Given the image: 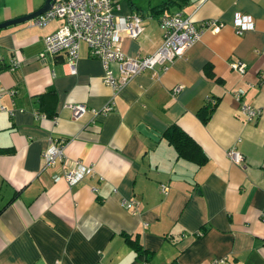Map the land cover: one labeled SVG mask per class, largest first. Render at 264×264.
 Returning <instances> with one entry per match:
<instances>
[{
	"label": "crops",
	"instance_id": "obj_1",
	"mask_svg": "<svg viewBox=\"0 0 264 264\" xmlns=\"http://www.w3.org/2000/svg\"><path fill=\"white\" fill-rule=\"evenodd\" d=\"M116 3L119 15H139L144 27L134 40L120 35L122 53L158 50L161 14L151 9L159 4ZM175 12L203 30L199 41L166 71L144 72L114 97L84 43L76 74L65 55L39 59L43 37L61 21L0 30V149L10 151L0 153V264H264V0H190L164 13ZM238 17L252 21L241 36ZM11 59L20 63L12 72ZM234 63L244 65L243 74ZM111 101L113 111L93 114ZM210 101L216 105L203 123ZM69 104L86 112L74 119ZM242 104L260 116L245 119ZM171 126L198 145L203 165L177 158L163 137ZM53 140L94 175L69 187L60 163L42 172V152ZM231 147L244 156L242 166L228 159ZM132 199L136 215L121 205ZM127 238L147 252L145 260Z\"/></svg>",
	"mask_w": 264,
	"mask_h": 264
},
{
	"label": "built area",
	"instance_id": "obj_2",
	"mask_svg": "<svg viewBox=\"0 0 264 264\" xmlns=\"http://www.w3.org/2000/svg\"><path fill=\"white\" fill-rule=\"evenodd\" d=\"M116 0H54L51 8L44 14L33 19V25L44 28L54 21H61L60 27L43 37V51L38 55L40 60L53 58L58 55L66 56V66L70 74H76L77 59L80 44L88 48L91 58L100 61L103 68L102 82L113 91L114 97L121 89L127 86L138 75L156 70L166 71L177 58L199 41L202 29L197 28L192 18L181 12L159 15L157 23L162 31L161 47L147 56L128 57L120 49V35L129 39H136L144 32L142 19L139 15L124 16L117 13ZM235 33L241 36L252 29L250 19L237 18L234 24ZM20 63L11 59L8 71H15ZM3 61L0 58V68ZM241 74L244 65L232 64ZM181 87L173 89L177 95ZM114 101H111L100 111L93 114H106L114 110ZM74 119L86 112V106L69 104L67 106ZM240 114L245 119H257L261 111L252 106L242 104ZM65 143L53 140L41 155V171L53 167L57 162L63 169L61 178L69 187H73L94 175L93 168L85 166L79 161L69 160L64 156ZM228 159L236 166H242L244 156L234 147L226 151ZM60 177L54 176L53 181ZM96 191V189H93ZM160 191L168 192L166 185H160ZM122 207L128 209L133 215L137 213L138 202L123 200Z\"/></svg>",
	"mask_w": 264,
	"mask_h": 264
},
{
	"label": "trees",
	"instance_id": "obj_3",
	"mask_svg": "<svg viewBox=\"0 0 264 264\" xmlns=\"http://www.w3.org/2000/svg\"><path fill=\"white\" fill-rule=\"evenodd\" d=\"M126 1L133 9H135V4L133 0H124ZM190 0H163L158 6L151 9V14L156 17L158 14L168 12L171 8L182 9L186 6ZM2 68V67H1ZM0 68V70H1ZM204 71L206 74L211 76V70L209 67H205ZM12 72V71H10ZM11 94V92H10ZM216 102H209L208 105L204 108L205 116L201 117V121L206 123L209 119L210 114L215 108ZM163 137L166 139L168 144H170L176 151L177 158L183 159L185 161L191 162L196 166H201L205 163L206 157L202 153L198 145L187 136L182 130L176 126L169 127ZM9 149H0V153H9ZM126 241L135 251L137 258L140 260H145L147 252L141 247V245L133 239L127 238Z\"/></svg>",
	"mask_w": 264,
	"mask_h": 264
},
{
	"label": "rangeland",
	"instance_id": "obj_4",
	"mask_svg": "<svg viewBox=\"0 0 264 264\" xmlns=\"http://www.w3.org/2000/svg\"><path fill=\"white\" fill-rule=\"evenodd\" d=\"M162 1L163 0H133V3L135 4L136 2L137 4H140V3L147 4V2H150L153 5H156V4L158 5ZM38 2H40V0H0V19L10 16L14 14L15 12H19L25 9L29 5H35ZM9 20H13V19H8L6 21H9ZM33 21L34 20L27 21V22L33 23ZM3 22L5 21H0V23H3Z\"/></svg>",
	"mask_w": 264,
	"mask_h": 264
},
{
	"label": "water",
	"instance_id": "obj_5",
	"mask_svg": "<svg viewBox=\"0 0 264 264\" xmlns=\"http://www.w3.org/2000/svg\"><path fill=\"white\" fill-rule=\"evenodd\" d=\"M53 2H54V0H44V3L42 4V6L40 8H38L36 11H34V12H32L26 16L18 17L16 19L0 23V30L4 29L6 27H9L11 25L24 23V22L31 21V20L37 18L38 16L47 12L51 8Z\"/></svg>",
	"mask_w": 264,
	"mask_h": 264
}]
</instances>
